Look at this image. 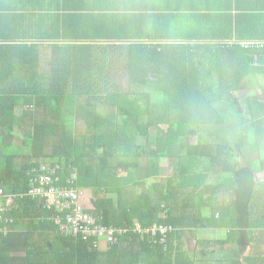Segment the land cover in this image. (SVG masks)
<instances>
[{
  "label": "trees",
  "instance_id": "obj_1",
  "mask_svg": "<svg viewBox=\"0 0 264 264\" xmlns=\"http://www.w3.org/2000/svg\"><path fill=\"white\" fill-rule=\"evenodd\" d=\"M144 9L130 25H60L46 55L42 38L0 34V82L19 81L0 89V147L19 121L24 128L22 143L0 154V182L14 197L0 201V264H264V86L261 98L239 94L247 78L264 77V45L239 43L264 41V8L231 0L199 14L222 16L219 25L184 40L171 8L149 0ZM44 163L94 192L102 222L129 229L120 243L61 233L59 210L25 195ZM136 223L173 229L160 242L159 231L154 241L131 230Z\"/></svg>",
  "mask_w": 264,
  "mask_h": 264
},
{
  "label": "crops",
  "instance_id": "obj_2",
  "mask_svg": "<svg viewBox=\"0 0 264 264\" xmlns=\"http://www.w3.org/2000/svg\"><path fill=\"white\" fill-rule=\"evenodd\" d=\"M146 1L149 0H0V34L8 35L9 37L6 39L9 42H15L14 40H19V38H22L20 42L40 40L42 38V40L36 42L42 44L41 51L43 50V55H46L44 46L53 42L48 40V37L51 34L55 33V35H58L64 31L66 23L73 24V26H76V24L86 26L87 29L90 24L101 25L102 23H108L121 26L130 25L133 21V15H138L139 12H145ZM151 1H153L154 5L169 7L173 10H168L167 12L170 14L168 18L172 32L177 35L175 40H184L183 37L185 35L200 32L202 28L208 29L210 26L215 25V23L219 25L218 21L223 20L222 16L218 15L214 19L215 17L207 15L200 16L199 14H208L207 12L219 14L220 11H215V9L231 3V0ZM240 4L250 5L252 8H264V0H240ZM197 8L200 10L199 12ZM193 9L196 10L195 14L192 11ZM154 11L157 10L154 9ZM60 25L64 27L62 31ZM255 42L264 41L257 39L239 41L243 46L247 43ZM12 70L19 71L18 68L15 69L8 65L6 73H12ZM15 87H19V81L15 76L13 79H6L0 82V89ZM22 112L23 105L20 104L16 107L15 114L18 117ZM19 123L15 128L16 130L23 131L24 128L21 126L22 120ZM16 130L14 129L13 134L7 135L6 139L10 143L5 144L6 148L0 147V154L1 152L10 153L13 149L12 147L18 145L17 143H13V140L12 142L10 141L14 137ZM260 180H264V178H260ZM213 232L215 236H221V230H219V233L218 231ZM211 238L214 237L211 236ZM236 246L237 244L235 242L224 246L222 249L224 250L222 251L224 254L222 256H225L228 250L236 248ZM247 251L244 254H248Z\"/></svg>",
  "mask_w": 264,
  "mask_h": 264
},
{
  "label": "built area",
  "instance_id": "obj_3",
  "mask_svg": "<svg viewBox=\"0 0 264 264\" xmlns=\"http://www.w3.org/2000/svg\"><path fill=\"white\" fill-rule=\"evenodd\" d=\"M251 45H264V42L247 43L246 47ZM59 167V166H58ZM57 174V167L44 163L38 175L34 176L32 187L25 195L33 197L40 196L45 198L49 207L55 206L59 213L55 217L56 223L60 226L61 233L71 236H82L83 239L89 240L94 238V245L99 248L109 247L112 244L120 243V237L124 231L115 225H108L102 222L103 216L96 211L93 199L87 196V190L77 185V175L73 173L65 182L61 181ZM6 199V204L10 205L14 197L6 194L0 182V201ZM6 207L0 208V211ZM170 226L155 225L153 227H143L136 223L131 227L135 233L144 237L151 234V238L157 241L155 237L159 232L164 236L160 242H165V235L172 230Z\"/></svg>",
  "mask_w": 264,
  "mask_h": 264
},
{
  "label": "rangeland",
  "instance_id": "obj_4",
  "mask_svg": "<svg viewBox=\"0 0 264 264\" xmlns=\"http://www.w3.org/2000/svg\"><path fill=\"white\" fill-rule=\"evenodd\" d=\"M246 84H247V86L241 92H239L240 96H242V97H246V96L260 97V98L263 96L262 87L264 86V77L262 75H258V77L255 79L247 78ZM15 130H16V128H15ZM21 137H22V131L16 130L14 137L11 139L13 140V143L20 144L22 142ZM195 140H196V137H194V136L190 139L191 142L195 141ZM258 156L259 155L257 153H255V154L251 155L250 158L251 159H254V158L257 159ZM161 162H162V164H164V167L167 169V173L170 174L172 169H171V167H169L168 161L166 159H163V161H161ZM259 177L264 178V172L259 174ZM262 181H264V180H262ZM87 196L91 197L93 199V197L95 195H94V192L92 190H87ZM219 197H220L221 203L222 202L228 203L230 201V195L229 194H223V195H220ZM197 235L199 236V233H197ZM207 235H209V238H211V236L217 237V236H215V233L213 231L208 232ZM184 240L186 242V246L188 249H195L196 248L197 238H195V236H193L192 233L187 232ZM252 244L255 246V242ZM253 245L246 246V250H248L247 252L252 250ZM103 247H106V246H103ZM222 251H224V250H220L218 252L217 256H222V254H224V253H222Z\"/></svg>",
  "mask_w": 264,
  "mask_h": 264
}]
</instances>
